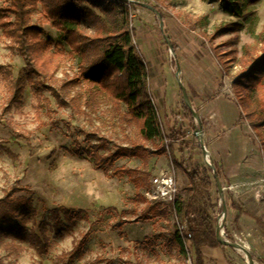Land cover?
<instances>
[{
    "label": "rangeland",
    "instance_id": "rangeland-1",
    "mask_svg": "<svg viewBox=\"0 0 264 264\" xmlns=\"http://www.w3.org/2000/svg\"><path fill=\"white\" fill-rule=\"evenodd\" d=\"M105 1L98 3L107 7ZM122 1L133 44L149 73V89L162 66L156 57L175 78L178 33L196 43L229 79L242 71L245 58L246 63L260 56L264 48V0L242 1L239 18L223 11L228 0ZM5 4L0 0V8ZM26 5L29 26L47 41L46 52L57 55L59 64L47 77L26 75L25 64L4 34L6 27L0 25V264H185L193 253L188 246V253L181 255L172 241L178 221L161 203L145 214L152 203L144 193L151 178L166 171L175 178L176 197H182V168L192 165L193 151L164 140L132 151L131 141L138 143L133 129L115 126L108 105L90 113L67 104L77 87L64 84L76 76L78 61L67 55L68 47L40 5ZM12 21L0 16V23ZM178 100L181 105V95ZM154 106L167 136L156 102ZM246 134L254 164L249 178L260 186L264 199V147L261 151L259 138L247 127ZM169 143L182 168L170 159ZM78 147L85 151L81 157L68 154ZM112 153L118 156L111 164L94 158ZM96 162L100 169L94 167ZM22 201L28 206L23 216ZM65 210L76 220L64 219Z\"/></svg>",
    "mask_w": 264,
    "mask_h": 264
},
{
    "label": "trees",
    "instance_id": "trees-1",
    "mask_svg": "<svg viewBox=\"0 0 264 264\" xmlns=\"http://www.w3.org/2000/svg\"><path fill=\"white\" fill-rule=\"evenodd\" d=\"M38 3L41 13L48 19L53 28L60 34L59 39L68 47L67 55L77 59L76 76L65 83V86L77 87V91L67 104L76 109L96 111L101 104L110 107V114L115 126H129L136 135L134 146L136 151L140 145L163 142L165 136L161 130L160 117L152 102L147 81L149 73L144 60L133 44L132 32L129 30V16L122 0H106L107 7H101L98 0H6L0 8V16H10L12 22L0 23L6 27L4 34L25 64L24 72L28 76L47 77L58 68V57L47 53V41L44 42L36 34V28L29 26L27 2ZM244 0H228L222 9L228 15L241 17V3ZM254 1V0H251ZM256 1V0H255ZM100 2V1H99ZM82 3L86 6H82ZM245 58V57H244ZM241 62V72L231 82L232 100L240 110V121L247 124L259 138L261 151L264 147V48L260 56ZM14 96L10 102L15 101ZM182 115L186 126L171 130L168 140L177 142L191 150L201 151L199 143L191 144L186 140L188 132L195 131V120L182 101ZM261 131L262 135H261ZM261 137V139H260ZM193 140L195 136L193 135ZM169 143V156L173 164L172 144ZM100 149V148H99ZM131 150V148H130ZM85 151L81 148L68 150L73 157H81ZM162 147L158 152L164 154ZM117 153L107 154L104 158L95 156L100 164H111ZM94 163L100 169L101 165ZM212 164V162H211ZM219 180V168L212 164ZM188 184L182 189L183 196L175 198L172 204H166L178 223L185 222L186 234L180 235L177 227L173 228L172 241L185 253V246L193 252V264H202L201 249L204 247H221L215 239V225L220 214L213 200L211 190L214 176L210 168L194 165L182 168ZM159 202L146 205L144 213L155 209ZM22 216L28 208L22 201ZM64 219L72 222L77 216L71 211H63ZM58 223L56 213L53 217ZM189 235V238L187 237ZM231 241V240H230Z\"/></svg>",
    "mask_w": 264,
    "mask_h": 264
},
{
    "label": "crops",
    "instance_id": "crops-1",
    "mask_svg": "<svg viewBox=\"0 0 264 264\" xmlns=\"http://www.w3.org/2000/svg\"><path fill=\"white\" fill-rule=\"evenodd\" d=\"M166 29L172 31L170 27ZM178 35L176 44L179 46L180 81L193 110L199 116L203 129L202 142L208 157L220 172L226 237L245 250L253 264H264V199L257 197L260 186L249 178V170L254 166L252 144L246 134L247 125L240 121L239 107L231 99L233 78L229 79L225 72L218 70L213 59L204 57V51L196 43L185 41L181 33ZM156 59L157 64L162 66L155 72L150 95L155 96L154 102L167 127L165 134L169 136L171 130L184 126L186 122L184 119L181 122L177 120L178 116L183 118L178 100L181 90L167 64H161L160 58ZM193 135L194 132H188L186 136L192 145L197 142L196 138L193 140ZM192 151L191 166H205L202 153L197 149ZM184 181L180 186L188 184L186 175ZM212 186L211 195L216 200V209L221 212L215 182ZM230 187L233 189L230 190ZM201 258L202 264H247L240 250L228 246L204 247ZM192 259L194 262V256Z\"/></svg>",
    "mask_w": 264,
    "mask_h": 264
},
{
    "label": "built area",
    "instance_id": "built-area-1",
    "mask_svg": "<svg viewBox=\"0 0 264 264\" xmlns=\"http://www.w3.org/2000/svg\"><path fill=\"white\" fill-rule=\"evenodd\" d=\"M179 119L180 117L178 116L177 120ZM164 141L165 144L169 142L168 136H165ZM204 164L208 168L211 164L210 158L204 159ZM148 188L149 189L146 190L144 193V198L146 202L149 203L159 202L165 205L174 203L173 201L175 200L177 195V187H175V178L170 173H167L166 171H158L157 174H155L151 178ZM229 189L232 190L233 188L230 187ZM256 194L257 197L261 198L260 193H256ZM218 208L219 210H221L222 208V204L220 201ZM223 220L224 217L223 215L220 214V217L217 221L218 226H221V224H223ZM176 227L177 230L180 232V235L183 236L186 234L187 230H186L185 222H182L181 224L177 222ZM219 229H220V234L223 237H226V233L223 227H220ZM187 237L189 238V235H187ZM185 252L188 253L187 246H185ZM185 264H193L192 259H190L189 256H187Z\"/></svg>",
    "mask_w": 264,
    "mask_h": 264
},
{
    "label": "water",
    "instance_id": "water-1",
    "mask_svg": "<svg viewBox=\"0 0 264 264\" xmlns=\"http://www.w3.org/2000/svg\"><path fill=\"white\" fill-rule=\"evenodd\" d=\"M161 26H162V23L160 22V29H161ZM175 72H176L175 78H176L178 87H180V90H181L182 101H184L185 106L187 107L190 114L193 115L194 120H195L196 127H195V131H194V136L197 140V143H199V145H200L202 157L204 159H207L209 157H208V153L205 149L204 143L202 142L203 129H201L202 128L201 122H200L199 116L193 110V107L191 106V103L188 100L185 88H184V86H182V83L180 81V76H179L180 75V67H179L178 63L176 64ZM209 168H210L211 172L213 173L215 186H217V193H218L219 201L222 204V208H221L222 210H221L220 214L223 215V217H225V214H224L225 207H224V200H223V194H222V187L219 184V180L216 176V173L214 172V168H213L212 164H210ZM220 214H218L219 216L217 217L216 225H215V229H216L215 230V239H216V241L224 247L228 246V247L233 248L235 250H238V251L240 250L244 254V256L246 257L247 264H253L252 258L248 255V253L245 250H243L240 246H238L235 243H233L232 241H230L227 237H223L220 234L219 228L223 227V224H221V226H218V224H217V221L220 217Z\"/></svg>",
    "mask_w": 264,
    "mask_h": 264
}]
</instances>
